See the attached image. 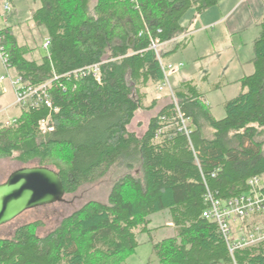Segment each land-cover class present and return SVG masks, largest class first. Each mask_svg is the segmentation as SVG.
Wrapping results in <instances>:
<instances>
[{"label": "trees", "instance_id": "trees-1", "mask_svg": "<svg viewBox=\"0 0 264 264\" xmlns=\"http://www.w3.org/2000/svg\"><path fill=\"white\" fill-rule=\"evenodd\" d=\"M33 1L39 7L30 22L47 29V56L40 63L27 60L29 49L11 27L1 28L0 37L26 87L49 84L52 106L22 109L16 123L3 124L0 160L54 168L66 195L117 165L128 173L106 203L87 202L47 235L38 236L33 223L0 239V264H119L144 234L160 264H264V242L232 257L217 224L203 217L206 195H246L254 177L262 179L264 195V16L254 42V73L240 80L241 93L225 103L224 118L215 119L205 96L188 82L174 93L191 119L190 136L179 131L171 103L140 138L129 126L139 111L154 107L144 106L145 91L165 79L152 41L167 44L188 35L185 15L194 10L193 21L220 0H97L93 7L90 0ZM44 122L52 131H41ZM164 211L178 235L156 243L151 216Z\"/></svg>", "mask_w": 264, "mask_h": 264}, {"label": "rangeland", "instance_id": "rangeland-1", "mask_svg": "<svg viewBox=\"0 0 264 264\" xmlns=\"http://www.w3.org/2000/svg\"><path fill=\"white\" fill-rule=\"evenodd\" d=\"M248 1L253 6L255 21L253 20L250 23L251 26L244 29L245 31L235 32L231 40L224 34V31L228 29V27L230 28L232 20L224 25L197 34L195 37H191L192 34L186 39H180V37L174 39L171 41L172 43L169 42L165 44L160 50V55L162 57L166 51L170 48H174L176 44H180L179 46L182 47L177 53L167 55L164 58V63L166 64H169V62L174 65L183 64L182 68L176 69L168 74L170 87L172 89L183 79L193 77L199 79V77L202 78L207 74L209 75V83L203 85L205 91L208 93L205 105L210 109L217 120L225 117V103L236 98L241 93L240 85L235 82L240 77L249 75L251 73V68H253L251 63L254 58L253 40L256 37L257 31H260L259 24L264 13V0ZM253 1L254 4H256L255 8ZM6 2L10 3L6 0L4 4ZM12 2L16 7L17 13L15 16L10 17L9 25L16 27L22 24L29 25L31 12L33 9L38 8L39 4L34 3L33 0H12ZM96 2L97 0H90L91 7H93ZM214 12H217L216 14L219 15H225V10L222 8H218ZM194 13V10L189 11L181 22L183 26L190 28L191 32L192 30L195 31L196 28L198 29L201 25H199V20H201L202 15L197 16L192 21ZM2 19L5 21L7 18L3 17ZM184 44L187 45L184 47ZM39 53L45 55L46 50L43 48ZM239 60L242 62L241 65L239 64ZM15 72L17 73L16 70ZM6 74L7 69L0 57V75ZM216 83H223L225 85L220 89L212 90L213 84ZM0 92V128H2L3 124H7V120H11L14 115L19 112V109L21 114L22 108L15 107L16 94L9 80L0 83ZM148 94L151 98L164 97V106L174 101L168 89L160 91L159 87L152 86L148 90ZM37 165V162H33L24 166L13 158L0 160V185L5 184L16 171L24 167H36ZM125 173L126 171L122 167L121 169L119 167H113L97 182L83 186L74 194L65 195L62 202L26 211L11 223L0 227V239H10L14 236L15 231L19 227L33 223H38V227L36 228V234L38 236L43 237L47 235L55 230L64 218L79 210L87 202L95 200L106 203L114 184L119 181ZM161 215L162 213H158L153 215V218L151 216L152 224L150 228L157 226L161 219ZM164 232L167 233L166 231ZM156 237L159 236L156 235ZM149 239L150 237L147 234L139 235L141 245L132 255L123 259L119 264H147L150 261L151 264H157V261L153 258V245Z\"/></svg>", "mask_w": 264, "mask_h": 264}, {"label": "built area", "instance_id": "built-area-1", "mask_svg": "<svg viewBox=\"0 0 264 264\" xmlns=\"http://www.w3.org/2000/svg\"><path fill=\"white\" fill-rule=\"evenodd\" d=\"M3 17L11 14L13 7L6 2L3 7ZM1 30V27H0ZM165 44H159L152 41L151 49L154 50L159 58L162 71L164 73V82L159 86L160 91L168 89L173 97V103L176 106L178 113V128L179 131L187 136L192 132V122L190 118H185L180 111L178 101L175 97L174 89L170 87L168 74L176 69L182 68L183 64H166L160 55V50ZM50 40H46L43 44L44 49H48ZM0 57L7 69L6 75H0V83L9 80L12 83L16 94V106L22 109L40 108L42 106L51 107V98L48 93L49 84H44L39 87H26L18 73L15 72L8 61V56L5 55L4 47L2 46V38L0 37ZM97 74L98 66L93 69ZM12 74V75H11ZM16 123V119L7 122V126ZM41 131L46 133L52 131L48 128L47 122L41 125ZM162 131H158L156 139H159ZM250 192L240 197H235L228 200H220L213 197L211 194L206 195L205 202L207 208L203 211V217L216 223L221 235L227 242L229 252L233 257L235 250L259 244L264 242V195H262V179L254 177L248 181ZM223 264V263H219ZM233 264H236L234 261Z\"/></svg>", "mask_w": 264, "mask_h": 264}, {"label": "crops", "instance_id": "crops-1", "mask_svg": "<svg viewBox=\"0 0 264 264\" xmlns=\"http://www.w3.org/2000/svg\"><path fill=\"white\" fill-rule=\"evenodd\" d=\"M5 1L6 0H0V27L3 29L7 28V27H11L13 29V32H14V35L17 39L18 44L21 47H26L29 49V53L26 55V59L29 61H36V62L40 63L42 58L47 56V54H48V50H46V49H44V50H46L45 55H42L39 53V51L41 49H43L44 42L49 39L47 29L45 27H37L35 24H32L30 21H29V25L22 24V25H19L17 27L9 25L10 17L15 16L17 13V10H16V7L14 6L12 0H8L12 4L13 12L11 14H8L6 17L7 19L4 21L2 18H3V4ZM253 5L255 8L256 4H254V1H253ZM218 8L224 9L225 15L224 14H221V15L216 14L217 12H214V11H216V9H218ZM263 16H264V13H263ZM263 16H262V18H263ZM201 17H202L201 20H199V25L201 24L200 27L198 29L196 28L195 31L192 30V32L189 33L188 35L180 37V39L181 38L182 39L189 38L192 34L193 35L191 37H195L197 34L203 33L204 31H208L209 29H214V27L216 28L218 26L224 25L225 23H228L230 20H232L230 23L231 24L230 28L228 27V29H226L224 31V34L231 40V37L233 36V34L235 32L238 33V32H241L242 30L245 31L244 29H246L247 27H250L251 26L250 23L253 20L255 21V13L253 10V6L251 3H249L248 0H220L217 7L212 8L211 10H209V12L207 11V13L206 14L204 13V15H202ZM262 18H261V20H262ZM261 20H260V22H261ZM260 33H261V28H260V31H257L256 37L254 38L253 42H255V40L259 37ZM178 45L179 44H176V46L174 48H172V49L170 48L164 54L168 53V55H171L173 53H177L179 51V49L182 48V47L178 48ZM186 45L187 44H185L184 47ZM241 63L242 62L239 60L240 65H241ZM169 64H170V62H169ZM180 64H182V63H180ZM252 66H253V64H252ZM180 70H182V69H180ZM254 70L255 69L253 66V68H251V70H250L251 73L249 75L253 74ZM249 75H247V76H249ZM244 77H240L235 83L239 84L240 80ZM209 80H210V78H209L208 74L203 76L202 78L199 77V79H197L196 77L186 78V79H183L180 83H178V85L174 89L179 88L183 84L190 82L192 84V86L195 87L197 89V91H199L201 94H203L205 96V99H207L208 93H207V91H205V88L203 87V85L208 84ZM224 85L225 84H223V83L213 84L212 90L220 89ZM148 90L145 91V92H147V97L144 99V106L146 108H150L152 106H154V107L151 110L139 111L136 114V117H135L133 123L129 126V131L131 133H136L137 136L140 138L144 136V134H145V132H146V130L150 124L151 119L153 117H155L165 106L169 105V104H167L164 106L165 99H164V97L162 98V96H160L159 98L149 97ZM0 96H1V92H0ZM149 101H150V103H149ZM15 107H17V106L15 105ZM154 112H155V114H154ZM145 113L147 116L145 115ZM19 116H20V109H19V112L17 114H15L11 120L17 119ZM212 116H213V114H212ZM7 121H10V120H7ZM115 167L116 168L119 167L121 169V166H119V165H117ZM127 173H128V171H126L125 174H127ZM138 174H139V172L137 171V175ZM161 213H162L161 219H160L159 223L157 224V226L150 228L152 230V236H153L154 242H156V243L161 242V241L168 239V238L176 237L178 235V229L172 220L171 213L169 211H164ZM152 218H153V215H152ZM151 224H152V219H151ZM164 231H166L167 233H165ZM156 235L159 237H156ZM153 258L155 261H157V264H160L159 259L157 258L155 253H153ZM147 264H151V261Z\"/></svg>", "mask_w": 264, "mask_h": 264}, {"label": "water", "instance_id": "water-1", "mask_svg": "<svg viewBox=\"0 0 264 264\" xmlns=\"http://www.w3.org/2000/svg\"><path fill=\"white\" fill-rule=\"evenodd\" d=\"M65 195L57 171L49 167H24L0 185V227L28 210L62 202Z\"/></svg>", "mask_w": 264, "mask_h": 264}, {"label": "bare ground", "instance_id": "bare-ground-1", "mask_svg": "<svg viewBox=\"0 0 264 264\" xmlns=\"http://www.w3.org/2000/svg\"><path fill=\"white\" fill-rule=\"evenodd\" d=\"M14 69V68H13Z\"/></svg>", "mask_w": 264, "mask_h": 264}]
</instances>
